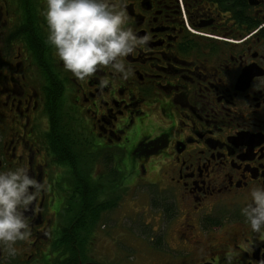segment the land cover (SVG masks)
Listing matches in <instances>:
<instances>
[{
    "label": "flooded vegetation",
    "instance_id": "1",
    "mask_svg": "<svg viewBox=\"0 0 264 264\" xmlns=\"http://www.w3.org/2000/svg\"><path fill=\"white\" fill-rule=\"evenodd\" d=\"M45 7L0 0V167L27 163L48 183L26 212L30 243L18 242L14 254L0 248V264H229L226 254L230 264H264V237L240 213L249 187L264 181V90L253 87L264 81V0H127L132 27L151 37L125 57L134 74L120 80L105 66L86 82L46 43ZM104 76L113 83L101 90ZM149 109L168 132L129 153L162 160L163 171L150 184L137 177L156 187V199L146 192L143 213L155 222L134 236L136 255L112 241L107 213L79 222L58 159L73 143L99 161L117 157Z\"/></svg>",
    "mask_w": 264,
    "mask_h": 264
},
{
    "label": "clouds",
    "instance_id": "2",
    "mask_svg": "<svg viewBox=\"0 0 264 264\" xmlns=\"http://www.w3.org/2000/svg\"><path fill=\"white\" fill-rule=\"evenodd\" d=\"M42 15L47 26L46 43L53 49L78 81L86 82L107 66L113 77L128 80L134 74L133 66L125 60L151 39L149 34L138 35L130 23L127 0H45ZM113 81L98 79L103 90ZM264 81L255 79L256 89ZM48 183L38 179L29 165L17 162L0 167V248L11 254L18 242L30 243L31 222L26 212L43 193ZM248 199L240 213L252 233L264 237V181L252 184ZM231 261V256L226 254Z\"/></svg>",
    "mask_w": 264,
    "mask_h": 264
},
{
    "label": "rangeland",
    "instance_id": "3",
    "mask_svg": "<svg viewBox=\"0 0 264 264\" xmlns=\"http://www.w3.org/2000/svg\"><path fill=\"white\" fill-rule=\"evenodd\" d=\"M150 112H147L136 119L133 127L129 128L128 132L125 135L127 139L126 144H122L119 155L114 157L115 165L117 167L120 179L117 178L115 181V188H120L118 191L119 202L117 207L114 210L107 213L104 219L106 220L107 225L110 227L112 232V241L116 243L129 246H134V249H126L129 252H133L136 255H140L141 245L134 239V236H139L140 233L144 232L145 227L144 222L153 223L155 219L152 216L146 215L143 213V200L146 192L148 191L149 196L156 199L154 191L156 187H145L143 184H139L137 177H143L141 183H149L150 179L160 180L159 175H162L163 171L160 170V165L162 160H158L157 163H154L156 158L152 157L148 162H145V159L135 158L129 155L132 148H134L141 139L148 138L154 139L162 134H167V127L164 125L165 120L161 115L157 114L156 110L149 109ZM108 153V152H106ZM163 159V155L161 156ZM141 163H144L145 173H142ZM101 168V167H99ZM96 167V169H99ZM160 178V179H159ZM160 182V181H159ZM138 183L139 185L135 184ZM142 185V186H141ZM153 199V201H154ZM152 227V226H150ZM116 244H114L115 246ZM112 242H109L107 245L108 251H112ZM116 247V246H115ZM136 250V251H135Z\"/></svg>",
    "mask_w": 264,
    "mask_h": 264
},
{
    "label": "trees",
    "instance_id": "4",
    "mask_svg": "<svg viewBox=\"0 0 264 264\" xmlns=\"http://www.w3.org/2000/svg\"><path fill=\"white\" fill-rule=\"evenodd\" d=\"M29 13H32L31 10ZM32 36L36 37V39L33 37L32 40L34 39L33 41L40 44L41 39L38 38L40 36L38 32H32ZM36 54L40 56L42 52ZM65 143L66 139L62 144ZM73 145L72 154L61 153L63 155L58 159L63 166L69 168V181L72 183L73 192L76 193L74 205L71 204L72 212L78 215L79 222H83V218L89 221V216L92 213L96 223H99L103 213H109L117 207L118 191L121 189L114 186L116 179H120V175L112 165L114 159L110 152L106 153V157L99 161V155L86 156L81 149L75 147L74 143ZM98 163L103 165V170L99 172L94 166Z\"/></svg>",
    "mask_w": 264,
    "mask_h": 264
},
{
    "label": "water",
    "instance_id": "5",
    "mask_svg": "<svg viewBox=\"0 0 264 264\" xmlns=\"http://www.w3.org/2000/svg\"><path fill=\"white\" fill-rule=\"evenodd\" d=\"M85 264H96V263H85Z\"/></svg>",
    "mask_w": 264,
    "mask_h": 264
}]
</instances>
